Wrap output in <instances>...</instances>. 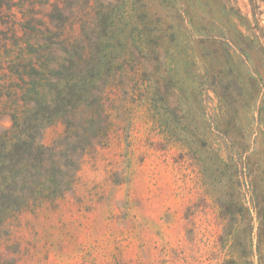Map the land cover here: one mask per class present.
I'll list each match as a JSON object with an SVG mask.
<instances>
[{"label":"rangeland","instance_id":"1","mask_svg":"<svg viewBox=\"0 0 264 264\" xmlns=\"http://www.w3.org/2000/svg\"><path fill=\"white\" fill-rule=\"evenodd\" d=\"M59 4L106 67L93 147L0 225V264H264V0Z\"/></svg>","mask_w":264,"mask_h":264},{"label":"trees","instance_id":"2","mask_svg":"<svg viewBox=\"0 0 264 264\" xmlns=\"http://www.w3.org/2000/svg\"><path fill=\"white\" fill-rule=\"evenodd\" d=\"M59 1L0 0V225L61 197L93 147L106 67L68 38ZM58 123L63 132L49 139Z\"/></svg>","mask_w":264,"mask_h":264}]
</instances>
